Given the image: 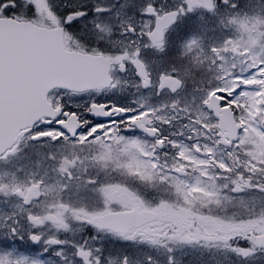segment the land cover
<instances>
[{
  "label": "snow or ice",
  "instance_id": "1",
  "mask_svg": "<svg viewBox=\"0 0 264 264\" xmlns=\"http://www.w3.org/2000/svg\"><path fill=\"white\" fill-rule=\"evenodd\" d=\"M0 264H264V0H0Z\"/></svg>",
  "mask_w": 264,
  "mask_h": 264
}]
</instances>
